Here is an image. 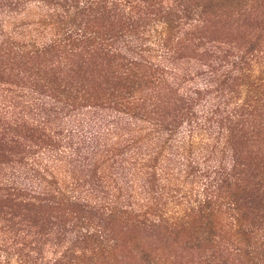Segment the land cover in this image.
Segmentation results:
<instances>
[{
    "label": "trees",
    "instance_id": "1",
    "mask_svg": "<svg viewBox=\"0 0 264 264\" xmlns=\"http://www.w3.org/2000/svg\"><path fill=\"white\" fill-rule=\"evenodd\" d=\"M144 2L0 0L1 10L15 9L32 25L23 32L26 26L15 23L14 12L0 24V146H7L0 149V264H82L88 254L105 258L100 244L121 242L116 226L128 234L151 232L158 244L174 237L210 244L214 254L207 255V264H229L231 253L244 254L245 264L255 259L250 244L264 239V82L240 90L244 97L235 99L228 81L255 65L264 69L263 39L225 64L220 62L231 54L208 49L215 60L188 80L173 74L180 82H153L167 73L170 23L191 24L208 7L181 4L169 19L149 23L153 33L146 34ZM92 15L111 21V27L116 21L120 33L89 28ZM144 37L145 43L138 42ZM87 62L91 75L112 68L105 82L82 78ZM217 72H225L223 82H214ZM163 89L181 91L186 107L180 116L186 122L159 119ZM90 113L91 122H81ZM28 143L42 147L33 150ZM245 146L253 156H243ZM219 152L217 164L210 158ZM85 157L91 161L87 187L67 181L56 166L63 158ZM246 165L254 167L252 180ZM163 198L174 206L161 208ZM224 216L228 243L243 246L227 254L222 249L225 257L218 260ZM87 244L97 245L91 251ZM140 253L154 263L147 248Z\"/></svg>",
    "mask_w": 264,
    "mask_h": 264
},
{
    "label": "rangeland",
    "instance_id": "2",
    "mask_svg": "<svg viewBox=\"0 0 264 264\" xmlns=\"http://www.w3.org/2000/svg\"><path fill=\"white\" fill-rule=\"evenodd\" d=\"M145 1L146 2L143 3L144 6L142 8V11L145 12V15H143L145 16V19L141 22V25H145L144 29L146 30V34L148 33V30L152 29V27L148 29L149 23L151 24L154 20H165L164 17L167 16V18L169 19L170 15L176 12L178 6H180L181 4L187 5L192 3L195 5V3H201L203 6L208 7V10L201 15L202 18L197 19L196 21H192L191 24L184 25L182 23H170L168 32L166 34L170 38V47H172V51L170 53V59L164 64L168 67L166 71L167 73L162 74V76L157 75L158 79L153 82H180L178 77H180L181 75L185 77L184 79L188 80L189 78H191L190 76L194 75L195 73L207 70V64H211V62L215 60V55L211 57V54L208 53V49L211 50L213 49V47L217 46L221 48L222 51L217 54L218 56L231 54L229 57H224L225 59L220 62V64H225L224 61H232L234 54L242 55L243 51L254 45L257 39H259L260 42L263 39L262 41L264 43V0H194V2L192 0ZM138 3H140V1H138ZM11 12L16 13L17 19H14V21H16L15 23L18 26L25 24L26 31L22 29L23 32L31 30L32 25L30 20H27V18L24 19L25 16L19 15V12L15 11V9L10 10L8 7H5L4 10L0 9V24L6 23L8 21L7 15H9ZM135 12H137V10ZM12 16L15 15H11L10 20ZM194 18L197 17L194 16ZM90 20L91 21L89 28L93 27L94 29L101 31L102 33H105L107 30V32L109 33L119 34L121 31L120 27L116 24V21L113 22L114 24L111 27L110 24L112 22L107 21L106 18H101L98 16L95 17L92 15L90 17ZM142 26L140 27L141 30L137 31V33L141 34ZM151 32L152 30L150 31V33ZM140 36L142 37L143 35ZM146 40L147 37H144V39L138 40V42L145 43ZM214 67H218V64ZM261 67L262 66L260 64L255 65L252 72H250L249 70H244V74H238L235 75L238 77L234 79L233 77H231L229 79L228 82H233L234 84V86H232V89H236V92L232 95L233 98H243L244 95L240 93V90L250 89L252 91L255 87L256 82H264V80H258L261 77V72L264 71V69H262ZM92 68L93 67H91V62H87L86 65L82 66V78H84L85 80L87 78V80L91 82V76H93V82H105V79L108 76L109 72L112 71V68L108 67L105 73H100V75L98 76V72L95 69L92 71L91 75ZM246 68L247 67H245V69ZM224 73L225 72H217V77L215 78L214 82H223L224 77H221V75ZM118 74H120V71L118 72ZM173 74H177L180 76L173 78ZM191 85L192 84H188L185 87H190ZM160 86L161 88L166 87V85L164 86V84L162 83L160 84ZM215 86L216 84L214 85V87ZM214 87L212 89H214ZM160 92L161 93H159V95L161 103L159 108L157 109L159 119L164 120L165 123L172 122L173 124L186 122V117L180 116V113L182 111H185L182 110V108L186 103L180 97L181 91H179L178 94L169 92L168 90L164 91V89ZM263 93L264 87L260 90V94H262L261 96L264 97ZM199 97L204 98L203 100L208 98L207 96L204 97L202 95ZM173 115H177L178 117L175 118L173 117ZM84 121L91 122V113L86 117H81V122L84 123ZM28 144L32 145V147H35L33 150H38L40 147H42L41 143ZM87 147L88 143H86L85 146L81 147L82 151H86ZM4 148H7V146H0V149ZM254 153L255 152L249 146H245V148L242 150V154L245 158L253 156ZM261 156V161H264V149L261 153ZM222 158L223 155L219 152L216 156H211L210 159L217 162L218 164L219 162H221ZM85 159H82L80 162H75L74 160L72 161L70 159L63 158L61 161L56 163V166H59L61 173L66 176L67 181H71L72 184L75 185L80 182L87 187L88 182L91 181V161L86 157ZM261 164L263 163L261 162ZM262 166V171H264V165ZM246 168L248 170V177L250 180H252L251 175L254 173V167L251 165H246ZM238 171L243 170L238 168ZM171 202L172 200L167 201L165 198H163L161 200L162 204H159V206L161 208L167 206L166 208L169 209L174 206ZM174 203L177 206L178 202L175 201ZM177 208L181 209L182 207L177 206ZM1 215L2 218H4V214ZM225 217L227 216L223 217L224 220L222 221V225L223 231H225L226 233L225 235H222V237L224 238L222 243L224 244H220L218 260L225 257L222 254V249H224L227 254L228 252L230 253L232 251V248H234V251L239 252V248L243 246V244L228 243L226 239L228 238V226L225 225L227 223ZM120 227L116 226L115 231L121 237L122 243L117 242L116 244H100L102 246L98 250L106 248V257H96L94 259H91V255L88 254L87 256L82 258V264H148V262H145L141 259L140 250L143 247L147 248L148 251L151 252V256L154 261V263L151 262V264H207V255L214 254V249L211 248L210 244H185L184 241H181V238H177L176 240L175 237L173 238L174 240L169 244H158V240L156 239L155 235H152L151 232L134 231L128 234L120 231ZM98 229H100L99 226ZM260 229L263 231L262 227ZM260 235L262 238L261 231ZM131 238H134L135 241L132 242ZM136 240L142 242L143 244H136ZM64 245L68 247L77 246L80 248H82L81 246H84L83 244ZM87 245L91 246L92 251L97 244ZM87 245L85 246L87 247ZM48 246L49 244H46L45 249L48 248ZM50 246H52V244ZM250 246L251 252L253 250L255 255V259L253 258L252 264H264V239L263 241L261 240L259 244H250ZM219 256L222 257L219 258ZM251 257H253L252 253L249 254L248 258ZM245 261L246 258L242 253H231L228 256L229 264H245Z\"/></svg>",
    "mask_w": 264,
    "mask_h": 264
}]
</instances>
